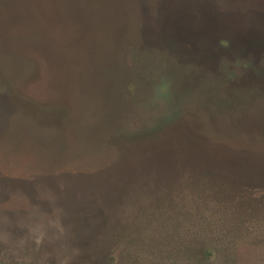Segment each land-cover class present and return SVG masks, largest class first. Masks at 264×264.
I'll return each instance as SVG.
<instances>
[{"label": "rangeland", "instance_id": "rangeland-1", "mask_svg": "<svg viewBox=\"0 0 264 264\" xmlns=\"http://www.w3.org/2000/svg\"><path fill=\"white\" fill-rule=\"evenodd\" d=\"M259 46L264 0H0V264H264Z\"/></svg>", "mask_w": 264, "mask_h": 264}, {"label": "trees", "instance_id": "trees-1", "mask_svg": "<svg viewBox=\"0 0 264 264\" xmlns=\"http://www.w3.org/2000/svg\"><path fill=\"white\" fill-rule=\"evenodd\" d=\"M15 34L1 31V42L4 44H7V48H10L9 44H11L12 36ZM17 38V37H16ZM19 41L21 42H32L33 51L31 52H25L24 49L18 48L16 49L17 52V59H20L19 67L17 71L16 76H8L6 79L4 78L3 81H5L6 89L9 91V94L12 96V103L15 106V108L21 112L23 115H28L30 118H33V116L36 115V111L32 110L30 107L32 105H35L34 103L36 100L31 97L30 92L28 89H31L30 86H25L28 82H36L32 81L35 76H30L33 73H41V75H45L47 73L46 71V65L47 63L53 59V53H51V48L49 45V38L48 35L44 32H31L30 34H24V36H20ZM247 68H250L252 65L249 62L246 63ZM43 77V76H39ZM28 79V80H26ZM133 82H130V88H134ZM163 88V87H162ZM16 90L20 92L22 90V93L29 97L32 101L27 100L24 98L25 96L21 94H17ZM11 91V93H10ZM50 104L44 105L45 109H40L39 111L45 112L48 109H50ZM120 136V135H119ZM127 137V136H126Z\"/></svg>", "mask_w": 264, "mask_h": 264}, {"label": "water", "instance_id": "water-1", "mask_svg": "<svg viewBox=\"0 0 264 264\" xmlns=\"http://www.w3.org/2000/svg\"><path fill=\"white\" fill-rule=\"evenodd\" d=\"M251 50H254V51H256V52H258V55H262L261 54V52H264L263 50H264V47L262 46V47H258V48H251ZM257 55V56H258ZM254 61V60H253ZM3 80H4V78H3ZM3 80H1V83H3L4 84V86L6 87V85H5V81H3ZM7 88V87H6ZM5 95V94H4ZM6 99V98H5ZM7 100H9V99H7ZM7 100H4V98H2L1 97V108H3L5 111H7V112H9V113H14V112H18V110L15 108V107H13L12 106V103H10L9 101H7ZM11 109V110H10ZM4 111V112H5ZM2 112V111H1ZM17 112H16V114H17ZM1 114H3V113H1ZM23 115V114H22ZM25 116V115H24ZM25 117H29V116H25ZM21 118H23V117H21ZM1 119L2 120H4L3 119V115L1 116ZM18 122L19 123H13L12 125H22V126H20V127H24L25 129H27L26 127H28L34 134H40L41 133V131H42V129L39 127V125H38V123H37V121H36V118H23L22 120H18Z\"/></svg>", "mask_w": 264, "mask_h": 264}]
</instances>
